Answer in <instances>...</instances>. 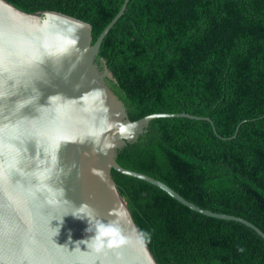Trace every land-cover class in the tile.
<instances>
[{
    "label": "trees",
    "instance_id": "1",
    "mask_svg": "<svg viewBox=\"0 0 264 264\" xmlns=\"http://www.w3.org/2000/svg\"><path fill=\"white\" fill-rule=\"evenodd\" d=\"M28 14L60 13L94 42L125 0H5ZM135 122L187 113L205 121L150 123L118 164L188 201L264 232V0H131L99 54ZM238 131L234 140L230 138ZM157 264H264L252 229L196 213L145 181L112 171Z\"/></svg>",
    "mask_w": 264,
    "mask_h": 264
},
{
    "label": "water",
    "instance_id": "2",
    "mask_svg": "<svg viewBox=\"0 0 264 264\" xmlns=\"http://www.w3.org/2000/svg\"><path fill=\"white\" fill-rule=\"evenodd\" d=\"M116 18L94 42L92 27L55 13L28 14L0 0V264H157L112 176L115 170L166 192L206 217L251 222L205 210L165 183L118 164L150 123L133 122L99 54ZM238 131L230 138L234 140Z\"/></svg>",
    "mask_w": 264,
    "mask_h": 264
}]
</instances>
